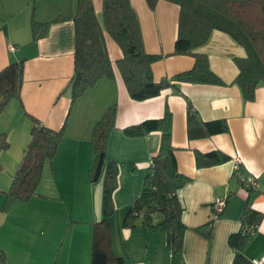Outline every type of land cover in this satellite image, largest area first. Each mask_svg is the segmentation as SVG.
I'll return each instance as SVG.
<instances>
[{
  "label": "crops",
  "instance_id": "1",
  "mask_svg": "<svg viewBox=\"0 0 264 264\" xmlns=\"http://www.w3.org/2000/svg\"><path fill=\"white\" fill-rule=\"evenodd\" d=\"M130 3L139 19L144 50L161 55L152 63L154 78H171L190 69L194 63L191 55L173 54L179 6L166 0H159L154 9L145 0ZM92 4L100 18L102 0H92ZM76 8L77 0H0V70L24 60L19 97L11 98L0 112V133L13 132L12 151H6L9 156L2 161L11 178L30 139V116L55 130L66 121L54 157L44 164L36 194L27 201H12L7 210L0 209V250L7 258L0 264H90L93 223L102 218L104 179L103 174L96 182L88 177L94 162L91 133L112 104H116L115 128L108 137L106 157L118 165V187L110 226L112 249L123 264H254L253 259L264 257V86L255 89L253 100H244L233 83L238 74L233 59L244 57V48L229 34L214 29L194 51L208 56L211 70L224 85L183 82L180 93L166 88L158 96L135 100L116 66L122 51L105 32L113 76L99 78L71 102L67 86L74 67L72 18ZM32 15L39 22L52 21L36 41L30 32ZM58 18L62 19L54 20ZM188 101L204 121L225 119L228 131L189 139ZM166 107L171 112V141L178 171L188 180L177 190L181 221L187 227L181 251H167L164 235L165 258L155 243L161 231L142 225L141 217L127 227L122 221L142 189L160 139L159 131L128 136L123 128L160 118ZM212 150L227 154L230 160L198 167L195 151ZM236 158L241 161V176L255 178V189L246 187L235 173ZM3 181L0 205L11 184L10 179ZM217 198L225 203L209 231L208 223L214 217L212 204ZM247 200L256 211L251 225L256 223L258 212L262 216L255 227L251 226L255 230L249 241L235 251L227 240L240 229ZM200 226H204L203 232L195 229Z\"/></svg>",
  "mask_w": 264,
  "mask_h": 264
},
{
  "label": "trees",
  "instance_id": "2",
  "mask_svg": "<svg viewBox=\"0 0 264 264\" xmlns=\"http://www.w3.org/2000/svg\"><path fill=\"white\" fill-rule=\"evenodd\" d=\"M154 9L159 0H145ZM179 6L177 35L173 54L191 55L192 67L176 73L171 78L156 80L152 73V63L160 54L144 50L142 32L137 13L130 0H102L101 17L98 18L92 0H77L74 22V67L68 82L71 102L81 96L103 76H113L112 61L106 48L105 32L118 44L122 56L116 66L132 99L145 100L158 96L164 89L171 88L180 93L183 82L224 85L225 83L210 68L208 56L194 49L204 44L210 33L216 29L229 34L246 55L234 57L238 74L233 83L240 88L244 100H253L255 89L264 84V0H166ZM62 18L54 19L59 20ZM52 21L39 22L32 15L30 32L33 41L44 36ZM24 60L11 62L0 70V112L13 97H19L23 81ZM116 104L110 105L96 121L91 133L94 162L89 170L91 182L99 180L103 174L102 218L93 223L90 264H123L120 256L112 249L110 217L114 212V192L118 187V165L106 157L108 137L115 128ZM31 118L30 139L25 146L20 165L12 177L9 189L4 193L1 210H7L14 200L27 201L36 194L44 164L51 161L64 136L66 121L55 130ZM187 136L198 139L228 131L225 119L204 121L190 101L186 112ZM151 131H159L157 151L152 155L148 172L143 178L142 189L129 207L122 225L131 226L141 217V224L161 231L165 235L167 251H181L183 233L186 226L181 221L182 205L177 190L188 180L178 171L175 147L171 141V112L166 107L160 118L145 119L123 128L128 136H140ZM9 143L0 134V149ZM198 167L211 166L230 160V156L212 150L202 153L195 151ZM253 190V188H249ZM214 211V210H213ZM215 213L208 223L219 218ZM250 208L247 200L242 212V223L236 233L228 237V244L239 251L252 234L249 229L261 219L262 213ZM250 218V219H249ZM203 232L204 226L195 228ZM211 232L206 235L209 237ZM0 260H7L0 250Z\"/></svg>",
  "mask_w": 264,
  "mask_h": 264
},
{
  "label": "rangeland",
  "instance_id": "3",
  "mask_svg": "<svg viewBox=\"0 0 264 264\" xmlns=\"http://www.w3.org/2000/svg\"><path fill=\"white\" fill-rule=\"evenodd\" d=\"M260 86H264V84H262V83H260L259 85H258V87H260ZM20 127H22V125H20ZM11 130V129H10ZM0 134H4V139L9 143V145H8V147H6V148H2V149H0V188H2L1 186H2V184H4V181H3V179H5V180H9L10 179V183H11V181H12V178H11V176L8 174V172L4 169V166L2 165V161H3V159L5 158V156H9L8 154H9V152H6V151H12V145H11V147H10V143H11V141H10V136H11V134L13 135V132L11 133V131H8V132H6V131H4V132H1ZM16 135V134H15ZM13 141H14V137H13ZM14 145V144H13ZM3 152H6V153H4V154H2ZM2 154V155H1ZM3 166V167H2ZM10 185V184H9ZM1 204H2V202H1ZM1 206V205H0ZM1 209V208H0ZM163 237H164V234H162V233H159V234H157V236L155 237V239H156V249H158L160 252H159V254H161V256L163 257H167V255L168 254H164V252H165V249H164V247H163V245H162V243H163ZM159 241V242H158ZM160 247H161V249H160ZM157 250V251H158ZM157 251H156V253H157ZM166 253V252H165Z\"/></svg>",
  "mask_w": 264,
  "mask_h": 264
},
{
  "label": "built area",
  "instance_id": "4",
  "mask_svg": "<svg viewBox=\"0 0 264 264\" xmlns=\"http://www.w3.org/2000/svg\"><path fill=\"white\" fill-rule=\"evenodd\" d=\"M240 164H241L240 159L236 158L235 161H234V171H235V173L238 174V177L243 181V184L246 187L255 189L256 188L255 178L253 176H250V177L244 179L241 176V174H240V166H241ZM224 203H225V200L223 198L215 199V201L212 204V208L214 210V214L222 212V209L224 207ZM248 232L250 234H253L254 230L253 229H249ZM253 263L254 264H264V257H262L260 259H253Z\"/></svg>",
  "mask_w": 264,
  "mask_h": 264
}]
</instances>
